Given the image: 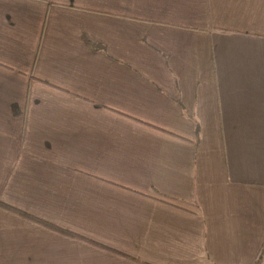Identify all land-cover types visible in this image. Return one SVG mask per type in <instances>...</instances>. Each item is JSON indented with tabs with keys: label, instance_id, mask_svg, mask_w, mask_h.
Listing matches in <instances>:
<instances>
[{
	"label": "crops",
	"instance_id": "0c3cea01",
	"mask_svg": "<svg viewBox=\"0 0 264 264\" xmlns=\"http://www.w3.org/2000/svg\"><path fill=\"white\" fill-rule=\"evenodd\" d=\"M264 0H0V264H254Z\"/></svg>",
	"mask_w": 264,
	"mask_h": 264
},
{
	"label": "trees",
	"instance_id": "16d2710c",
	"mask_svg": "<svg viewBox=\"0 0 264 264\" xmlns=\"http://www.w3.org/2000/svg\"><path fill=\"white\" fill-rule=\"evenodd\" d=\"M262 255H264V246L262 247L259 256H262ZM254 264H260V259L258 258V259L255 261Z\"/></svg>",
	"mask_w": 264,
	"mask_h": 264
}]
</instances>
